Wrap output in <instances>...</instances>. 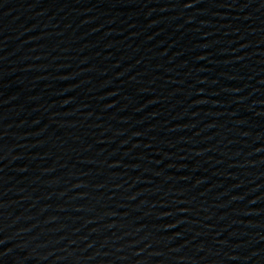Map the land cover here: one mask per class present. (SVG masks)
I'll use <instances>...</instances> for the list:
<instances>
[{
  "label": "water",
  "instance_id": "95a60500",
  "mask_svg": "<svg viewBox=\"0 0 264 264\" xmlns=\"http://www.w3.org/2000/svg\"><path fill=\"white\" fill-rule=\"evenodd\" d=\"M0 264H264V0H0Z\"/></svg>",
  "mask_w": 264,
  "mask_h": 264
}]
</instances>
